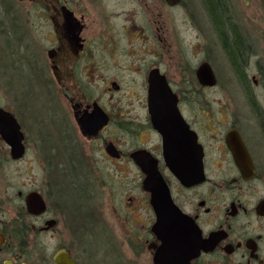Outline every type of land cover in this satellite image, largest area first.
I'll return each instance as SVG.
<instances>
[{
	"label": "flooded vegetation",
	"instance_id": "af4514ba",
	"mask_svg": "<svg viewBox=\"0 0 264 264\" xmlns=\"http://www.w3.org/2000/svg\"><path fill=\"white\" fill-rule=\"evenodd\" d=\"M202 1L209 22L204 29L194 27L187 0H17L36 7L34 15L12 12L0 37L12 70L26 75V88L15 98L23 119L0 108L20 125L24 153L13 159L0 137V167L29 153L40 162L17 189L0 172V264H57L61 254L88 264L55 245L67 233L64 190L77 197L98 194L102 184L98 180V190L94 173L117 167L136 171L126 221L140 212V220L131 222L138 226L129 224L126 243H120L126 264H156L164 241L182 237L192 244L193 258L187 261L189 254L178 250L165 254L164 264H264V193L257 184L264 188V27L255 17L259 8L264 20V6ZM201 45L197 65L194 52ZM186 57L194 66L183 80ZM202 64L211 69L212 86L199 83ZM215 66L226 80L230 74L247 103L201 105L200 88L214 90L223 81ZM32 85L47 97V127L32 128L28 120L36 114L24 113L22 100ZM162 85L171 94L151 96ZM222 88L227 92L224 83ZM165 98L176 102V110L150 105ZM192 162L201 163L204 177L187 185L179 175ZM150 173L155 183H165L171 212L181 218L176 232L154 231L157 216L144 189ZM76 208L88 210L80 203ZM98 214L92 210L91 217ZM81 227L77 234L84 237Z\"/></svg>",
	"mask_w": 264,
	"mask_h": 264
},
{
	"label": "rangeland",
	"instance_id": "374dc122",
	"mask_svg": "<svg viewBox=\"0 0 264 264\" xmlns=\"http://www.w3.org/2000/svg\"><path fill=\"white\" fill-rule=\"evenodd\" d=\"M6 1L7 0H0V31H2L4 28H9V14L12 12L22 13L21 16H23V12L30 13V16L34 15L33 11L36 9V7L31 6L30 3H18L17 0H12L13 3H6ZM187 1H189L190 11L193 12L192 19L194 22V27L197 29H204V27L209 25V22L204 16L205 11L203 1ZM254 3L256 4V7L258 5L264 6V0H255ZM9 5L10 7H13L10 9L8 8ZM238 5L239 3L236 4V6ZM240 6L242 8V4H240ZM259 13L260 10L258 8L257 14L255 16L257 19L256 22H261L258 28L264 27V20L259 19ZM33 23L34 29L36 26L35 19ZM35 30L36 29H34V31ZM203 50V45L197 46V48H195L194 54H196L195 57L197 65H199V63L202 61L204 56ZM8 53L5 51V43L3 38L0 37V80L2 84H0V107L10 108L15 115H19L22 118L23 115H21L20 111L17 109L15 98L21 88H23V90L26 88L24 82L26 75L23 74L22 76H18L15 73V69H13V72L12 67L8 62ZM218 62L220 63L221 68H226L224 63H222L220 56ZM189 64L194 66L192 64V57H186L185 60L181 59V76L183 80H185V77L188 75L186 68H189ZM215 70L219 74L218 76L220 80L223 79V81H220L218 88L214 90H210L208 88L202 90L200 88L199 96L201 99V105L214 107L218 106V104L247 103L244 95L241 94L242 90L238 87V84L236 85L234 81L229 80L231 79L230 74L225 73L227 74L226 78H229L226 80L224 75L220 73L218 66H215ZM223 83L226 85L227 89V92L225 91V93L224 91H221V89H223ZM26 85L30 84L27 83ZM32 86V88H29V91H31L30 95L28 96L26 94L22 100V102L25 104V109L28 108V111H25L24 109V113L27 116L28 113H30L32 116V112L36 114V118H33L34 122L33 120H28L29 123L31 122L30 125H32V128H34V125L38 126L40 123L42 124V127H47V125H49L50 114L48 111L49 103L47 101V97H44L43 92L39 91L40 88H36L34 85ZM186 87H189V89L193 88L192 86L187 85L185 88ZM18 97L19 99L21 98L20 94ZM25 122H27V120H25ZM39 162L40 159L31 153H29V155L27 154L26 158L18 160L16 164H12L8 160L7 164H4L0 167V172L3 176L1 178L7 182L11 181L14 183L16 186L15 189H17L21 181L28 179V173H30L31 170L38 171ZM262 164L264 168V155L262 157ZM94 175L95 184L98 190L101 189L98 180H100L102 184V190L98 194L94 193L90 196L88 194L77 197L76 194H72V192L70 190L68 191L67 187H65L64 196L67 200V208H65V212L63 213V216H61V219H66L63 221V223L65 224L67 233L64 239L62 237L60 241L56 240L57 242L55 245L58 246L60 243H62L64 246L73 251L75 255L79 256L80 259L84 260L88 264H92V262L93 264H126L128 257L127 250L125 249V245L122 243L121 247L120 243L121 241L125 242L124 236L130 228L129 224L131 227L138 226L131 224V222L140 220V216L138 214L140 212L131 214L130 218L127 220L129 222L128 224L125 219V217L129 215V213H125L128 210L127 195H135L137 193L135 186L136 171L130 168L123 169L117 167L111 168L110 170H104V172H95ZM92 181L94 182V178L91 179V183ZM257 184L259 190L264 193V188L260 185V182H257ZM105 187L107 189H104ZM79 203L81 204V207L85 205L88 210L77 209L76 207L79 208ZM95 209L100 214H98L97 217L92 218V210ZM77 226H85L83 228L81 227L83 232H85L84 237H82L83 233L77 234ZM87 253L89 259L86 257ZM140 259V261H145L143 255L140 257Z\"/></svg>",
	"mask_w": 264,
	"mask_h": 264
},
{
	"label": "water",
	"instance_id": "95a60500",
	"mask_svg": "<svg viewBox=\"0 0 264 264\" xmlns=\"http://www.w3.org/2000/svg\"><path fill=\"white\" fill-rule=\"evenodd\" d=\"M22 1V0H20ZM169 4L177 3L178 0H166ZM198 80L200 85L203 86H212L214 84V76L211 72V69L208 64H202L199 66L197 70ZM153 96L158 94L160 96H165L167 94H171L169 88L162 85L154 86L151 89ZM175 101L171 99L165 98L162 101H153L150 105H157L158 109L160 107L165 110L168 108L169 110H176ZM172 116V115H170ZM0 137L4 140L5 144L11 148L10 155L13 159L21 158L24 153L23 147V136L20 131V125L18 124L14 115H12L8 110H4L0 108ZM243 160L237 162H242ZM188 172L185 176L179 175V179L181 182L190 185L200 183L203 179V171L201 169V163L192 162L189 166ZM201 175V178H200ZM144 189L151 194V205L154 209V214L157 216V220L154 224V231L156 234H160L162 231L166 230L168 232L177 231L180 227L178 224L181 218L178 215H175V212L172 211V204L170 202V197L167 194V188L165 183H163L160 179L155 183L153 173H150V176L144 182ZM29 204V202H28ZM173 213V215H172ZM192 244H190L185 238H180V240L172 239L169 242L164 241V245L161 248V251L155 256L156 264H164L169 261L164 256L180 251L183 253H188L186 256L187 261L190 258H193V254L191 251ZM166 254V255H165ZM193 255V256H192ZM57 264H74L72 259L67 255H59L56 257Z\"/></svg>",
	"mask_w": 264,
	"mask_h": 264
}]
</instances>
